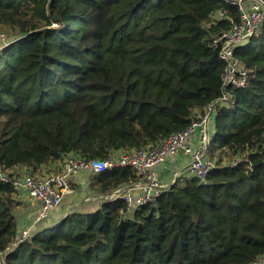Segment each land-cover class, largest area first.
Listing matches in <instances>:
<instances>
[{"label":"trees","instance_id":"obj_1","mask_svg":"<svg viewBox=\"0 0 264 264\" xmlns=\"http://www.w3.org/2000/svg\"><path fill=\"white\" fill-rule=\"evenodd\" d=\"M240 21L228 0H0L10 41L0 48V167L57 170L70 154L107 160L186 130L195 109L223 96L226 64L215 40ZM236 56L252 77L217 109L209 145L217 168L206 184L178 181L133 214L121 199L80 207L18 246L19 198L2 184L0 264L258 262L264 26ZM138 179L119 167L95 173L90 186L106 196Z\"/></svg>","mask_w":264,"mask_h":264},{"label":"built area","instance_id":"obj_2","mask_svg":"<svg viewBox=\"0 0 264 264\" xmlns=\"http://www.w3.org/2000/svg\"><path fill=\"white\" fill-rule=\"evenodd\" d=\"M228 1L238 6L241 21L233 24L228 32L222 33L215 40V43L221 46L220 55L226 64L222 78L223 96L204 110H200L198 115H194L192 124L186 130L171 136L153 148L119 152L107 160L84 161L70 154L60 162L58 170L45 175H36L27 169L19 173L18 168L8 171L0 167V186L12 183L17 195L21 190H27L30 197L40 206L30 230L20 233L15 246L28 240L34 233L33 231L38 230L52 212L63 206L65 197L71 193L70 177L84 171L95 174L119 167L134 169L139 176L138 181L121 186L106 196L96 197V200L100 202L124 200L130 214L142 206L155 205L165 191L183 178L182 173L176 172L172 174L173 182L167 184L157 177L155 168L163 164L170 156L180 152L188 155L190 163L187 173L191 178H197L202 184L207 183L208 175L217 168L216 161L209 154V145L215 131L217 109L220 106L231 104L232 94L229 90L245 88L252 77L251 72L237 58V49L261 35L264 26V0ZM220 15L225 16L223 13ZM0 40L3 41L1 48L10 43L5 33L0 34ZM194 136L197 137L195 144L191 143ZM251 264H264V256L258 262Z\"/></svg>","mask_w":264,"mask_h":264},{"label":"crops","instance_id":"obj_3","mask_svg":"<svg viewBox=\"0 0 264 264\" xmlns=\"http://www.w3.org/2000/svg\"><path fill=\"white\" fill-rule=\"evenodd\" d=\"M200 112L199 109H195L193 115H198ZM195 142H197L196 136L191 139V143L195 144ZM189 163L190 157L180 152L177 155L168 157L163 164L155 168V172L157 177L167 184L173 182L172 174L180 172L183 174V178L181 179L182 182H179V184L180 186H184L185 181L191 178L190 174L187 173ZM56 169L58 170V165L56 166ZM17 170L20 173L26 169L18 168ZM51 171H56L55 167L46 165L33 173L36 175H45ZM93 176V172L84 171L70 177L71 193L65 197L63 206L52 212L49 218L42 223V229L58 225L66 216H68V214L80 207L87 208L97 206L99 208L100 201L96 200V197L99 196V194L92 190L90 186ZM18 198L19 207L17 208L16 213L19 219L20 233H22L23 231L30 230L40 206L38 202L30 197L28 191L25 189L20 191Z\"/></svg>","mask_w":264,"mask_h":264},{"label":"rangeland","instance_id":"obj_4","mask_svg":"<svg viewBox=\"0 0 264 264\" xmlns=\"http://www.w3.org/2000/svg\"><path fill=\"white\" fill-rule=\"evenodd\" d=\"M2 33H4V32L0 31V34H2ZM2 45H3V41L0 40V48H1ZM179 182H182V180H179Z\"/></svg>","mask_w":264,"mask_h":264},{"label":"water","instance_id":"obj_5","mask_svg":"<svg viewBox=\"0 0 264 264\" xmlns=\"http://www.w3.org/2000/svg\"><path fill=\"white\" fill-rule=\"evenodd\" d=\"M64 219H65V218H64ZM64 219H63V220H64ZM61 222H62V221H61ZM61 222H60V223H61ZM55 226H56V225H55ZM8 253H9V252H6V253H4V254L2 255L3 259H5L6 255H7Z\"/></svg>","mask_w":264,"mask_h":264},{"label":"bare ground","instance_id":"obj_6","mask_svg":"<svg viewBox=\"0 0 264 264\" xmlns=\"http://www.w3.org/2000/svg\"><path fill=\"white\" fill-rule=\"evenodd\" d=\"M245 67V66H244ZM246 68V67H245ZM107 171V170H106ZM105 172V171H104ZM103 173V172H102ZM117 200H119V199H117Z\"/></svg>","mask_w":264,"mask_h":264}]
</instances>
